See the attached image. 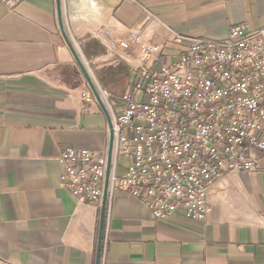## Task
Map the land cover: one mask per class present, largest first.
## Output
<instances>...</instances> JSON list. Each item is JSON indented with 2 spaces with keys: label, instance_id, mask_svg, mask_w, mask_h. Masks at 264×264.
<instances>
[{
  "label": "crops",
  "instance_id": "crops-1",
  "mask_svg": "<svg viewBox=\"0 0 264 264\" xmlns=\"http://www.w3.org/2000/svg\"><path fill=\"white\" fill-rule=\"evenodd\" d=\"M11 1L12 8L0 0V264H96L101 211L60 188L59 158L67 147L108 150V121L97 102L86 106L84 95H93L61 34L56 0ZM96 1L97 20H69L64 2L63 19L115 107L131 91L137 66L106 57L96 37L102 25L139 31L144 8L153 12L167 27L158 35L168 46L162 63L183 49L169 31L222 40L235 25L264 28V0ZM210 208V226L184 217L157 221L117 190L101 264H264V172L228 176Z\"/></svg>",
  "mask_w": 264,
  "mask_h": 264
},
{
  "label": "built area",
  "instance_id": "built-area-1",
  "mask_svg": "<svg viewBox=\"0 0 264 264\" xmlns=\"http://www.w3.org/2000/svg\"><path fill=\"white\" fill-rule=\"evenodd\" d=\"M63 2L69 20L99 18L96 0ZM144 11L147 20L139 31L108 23L96 33L106 57L137 66L138 74L131 91L118 97L119 107L101 91L114 127L106 216L121 190L157 221L184 217L210 226L216 185L231 175L264 172V28L242 23L222 40L169 31L170 40L183 49L162 63L168 46L158 35L167 27ZM84 100L86 106L97 102L88 95ZM59 164L60 188L100 212L108 150L67 147Z\"/></svg>",
  "mask_w": 264,
  "mask_h": 264
},
{
  "label": "water",
  "instance_id": "water-1",
  "mask_svg": "<svg viewBox=\"0 0 264 264\" xmlns=\"http://www.w3.org/2000/svg\"><path fill=\"white\" fill-rule=\"evenodd\" d=\"M57 5V18L58 24L61 31V34L69 47L72 55L76 63L78 64L91 92L92 95L95 97L97 103L99 104L100 108L102 109L109 126V147H108V165H107V173L105 178L104 184V192H103V200H102V207L100 212V219H99V233H98V242H97V252H96V264H101V256H102V247H103V240H104V229H105V219H106V211H107V201H108V191H109V183H110V174L112 169V154H113V147H114V127H113V120L111 114L104 102V99L101 95L100 89L92 78L90 72L86 68L82 57L76 50L74 44L72 43L71 38L68 35L66 30L64 19H63V4L62 0H56Z\"/></svg>",
  "mask_w": 264,
  "mask_h": 264
},
{
  "label": "rangeland",
  "instance_id": "rangeland-1",
  "mask_svg": "<svg viewBox=\"0 0 264 264\" xmlns=\"http://www.w3.org/2000/svg\"><path fill=\"white\" fill-rule=\"evenodd\" d=\"M117 104H118V101H117ZM117 104H116V105H117ZM122 162H123V161H122Z\"/></svg>",
  "mask_w": 264,
  "mask_h": 264
}]
</instances>
